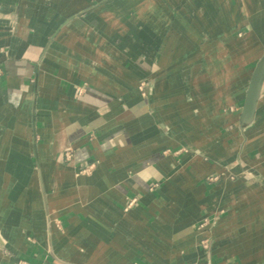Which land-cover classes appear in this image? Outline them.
I'll use <instances>...</instances> for the list:
<instances>
[{
  "label": "crops",
  "instance_id": "crops-1",
  "mask_svg": "<svg viewBox=\"0 0 264 264\" xmlns=\"http://www.w3.org/2000/svg\"><path fill=\"white\" fill-rule=\"evenodd\" d=\"M180 1L0 0V264H264L256 248L263 216L241 215L239 202L245 195L264 206V187L253 182L254 194L250 184L239 195L242 182L208 183L225 171L222 161L185 154L167 134V123L192 126L195 103L182 95L201 92L203 78L177 69L198 46L192 31L210 28L187 27L190 41L172 37L186 13ZM224 1L232 19L218 33L251 29L264 47V0ZM175 46L183 49L167 74L161 66ZM256 66L213 76L225 96L216 109L238 108L237 116L222 114L221 127L225 117L241 121ZM146 82L155 86L151 96ZM262 93L247 144L264 124V85ZM246 147L249 156L256 149ZM87 168L90 177L76 178ZM133 198L137 207L125 212ZM209 219L222 225L200 228Z\"/></svg>",
  "mask_w": 264,
  "mask_h": 264
},
{
  "label": "rangeland",
  "instance_id": "rangeland-1",
  "mask_svg": "<svg viewBox=\"0 0 264 264\" xmlns=\"http://www.w3.org/2000/svg\"><path fill=\"white\" fill-rule=\"evenodd\" d=\"M219 2H221L222 5ZM180 7L183 8V12L186 13L182 15L181 19H179L180 26H177L178 29L175 32H169L172 37H175L178 40L186 41L189 40L188 31L186 30L187 27H210L209 29H194L192 31L195 37L193 39H195V42L198 41V46H196V48L193 46L191 47V49H193V57L190 60H180L177 69L179 74H190L189 76L191 81H194V79L201 80L203 78L201 82H198L199 86L203 85L204 88L201 91L202 93L193 91L191 93L190 89L188 92V90L184 88L185 93L182 95V100L186 103H191V101L195 103V108L191 109V112L194 115L191 119L192 126L191 124L190 126L187 125L185 126L186 129H184L183 123H167V134L173 136L177 142L176 148L185 154L197 151L201 152L203 155H207V162L210 164H216V160L222 161L221 164L224 165L223 167L225 171L221 173L222 175L220 176H209L208 180H206L208 183L222 182L223 178L227 181L235 183L242 182L243 185L240 187L241 191L239 195L245 192V190L248 192L250 187L249 185L253 182H258L264 187V140L261 141L264 139V124L260 123L256 130L251 133L252 135L258 133L257 141L252 142L251 139L253 137H250L251 139L248 144L247 133L251 124H244L239 119L235 120L232 124L231 118L225 117L227 125L221 127L220 118L222 117V114H236L237 116L238 108L236 106H232L223 111L216 109L217 100L221 99V97L225 98V96L223 97L217 93L218 87H221V81H216L213 77L216 74H251L257 64V61L253 63L250 61L255 56H257V60L260 59L264 55V47L260 44L261 41H256L249 37L251 29H248L245 32H235L232 30L226 31L224 33H227V35L224 37H222L223 35H221L220 32L218 33V30L215 28L221 24L220 22L223 20L225 23H228L232 19H230L231 15L229 16V13H227V11H231V5L228 6L227 2L224 0H181ZM207 9L208 11L206 12L208 15L201 14V10ZM223 10H226V15L224 16L221 13ZM227 39L239 40V43L236 46L225 44L226 47L225 45L222 46L225 47L223 50H221L222 47H217L216 44L218 42L221 41L222 43H225ZM181 49L183 48L176 46L172 48L168 59L166 61L164 60L165 62L161 66L163 72L168 74L170 70L174 72L176 71V68L172 69V67L173 65L176 66L174 63L179 60V52ZM142 87H144L143 92L147 96H151L152 91L155 89V86L151 85V82L144 83V86ZM262 94L263 93L261 92V96ZM261 96L259 100H261ZM164 98L165 97L163 96V100ZM166 98H169L170 100L166 107L175 106L171 97L167 96ZM201 99L203 101L205 100L203 104L200 102ZM258 105L259 103L257 104V107ZM260 111L263 115L262 119H264V99H262ZM164 113L166 114L168 121L171 115L166 109ZM202 113L206 115V120L199 116ZM254 119H259V116H256L255 114ZM238 139H240V142H236ZM246 145L247 150H250L251 147H256V149L252 150L250 156L248 153H244ZM92 172L93 170L90 168L77 171L76 178L90 177ZM214 178H218L217 181H214ZM252 187L253 186L251 184V191L254 194ZM241 198L242 201H239L241 202V215L253 213L257 216H263L262 218L264 220V206L262 205L263 203L261 200L253 197L250 198L249 196L245 197V195H241ZM137 205L138 201L136 200V203L128 207L129 205L127 201L124 211L129 212L136 208ZM232 213L233 212H230V214ZM214 218L218 220L217 216ZM206 221L203 225L210 226L212 228L210 232L222 225H219L216 221H211L210 219ZM228 225L233 227L231 222ZM248 226L249 224H245V227ZM263 226L264 223H257L256 230L258 233L263 232ZM234 241H239V239L228 240L225 245H230L234 243ZM244 241H246V239H244ZM261 241V239L257 241L258 245L256 248H260V251L263 252L264 240L262 241V246L259 245ZM240 246L245 251L248 249L245 242L240 243ZM263 256L264 253H262V257ZM257 259L255 260L259 264ZM235 261L237 260H229L226 264H233ZM238 263L243 264V260Z\"/></svg>",
  "mask_w": 264,
  "mask_h": 264
},
{
  "label": "water",
  "instance_id": "water-1",
  "mask_svg": "<svg viewBox=\"0 0 264 264\" xmlns=\"http://www.w3.org/2000/svg\"><path fill=\"white\" fill-rule=\"evenodd\" d=\"M263 85H264V56L257 63V66L254 70L250 82V86L247 91L246 101L241 116L242 123L250 124L253 122Z\"/></svg>",
  "mask_w": 264,
  "mask_h": 264
},
{
  "label": "built area",
  "instance_id": "built-area-1",
  "mask_svg": "<svg viewBox=\"0 0 264 264\" xmlns=\"http://www.w3.org/2000/svg\"><path fill=\"white\" fill-rule=\"evenodd\" d=\"M3 74V70L2 68H0V76ZM143 94H145L143 92ZM88 169V168H87ZM86 170V169H84ZM218 178H214L213 180L214 181H217ZM134 203H136V199L133 198V199H129L128 200V207L132 206ZM204 227V225H201L200 228ZM3 251V246H2V243L0 241V252ZM13 264H30L28 261H25V260H22V259H17Z\"/></svg>",
  "mask_w": 264,
  "mask_h": 264
},
{
  "label": "bare ground",
  "instance_id": "bare-ground-1",
  "mask_svg": "<svg viewBox=\"0 0 264 264\" xmlns=\"http://www.w3.org/2000/svg\"><path fill=\"white\" fill-rule=\"evenodd\" d=\"M255 186V185H254Z\"/></svg>",
  "mask_w": 264,
  "mask_h": 264
}]
</instances>
